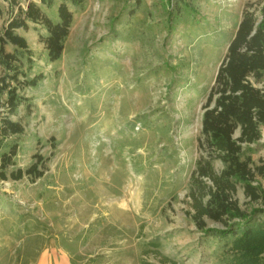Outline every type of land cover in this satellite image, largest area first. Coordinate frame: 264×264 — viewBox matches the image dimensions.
<instances>
[{
	"label": "rangeland",
	"instance_id": "1",
	"mask_svg": "<svg viewBox=\"0 0 264 264\" xmlns=\"http://www.w3.org/2000/svg\"><path fill=\"white\" fill-rule=\"evenodd\" d=\"M62 1L73 20L58 59L48 57L42 25L17 31L31 51L19 52L22 70L43 78L18 88L27 100L10 117L24 132L1 151L18 145L10 170L42 156L45 173L0 180V264H37L45 254L67 264H162L154 251L176 264H230L224 242L187 216V194L205 155L207 95L243 13L260 18L264 0H56L44 12L56 20ZM10 8L0 0V31ZM252 82L264 88V77ZM249 147L263 164L264 127ZM236 197L243 209H264L242 186Z\"/></svg>",
	"mask_w": 264,
	"mask_h": 264
},
{
	"label": "trees",
	"instance_id": "2",
	"mask_svg": "<svg viewBox=\"0 0 264 264\" xmlns=\"http://www.w3.org/2000/svg\"><path fill=\"white\" fill-rule=\"evenodd\" d=\"M5 1L10 2L11 17L0 31V68L3 71L0 107L6 110V115H0V180L18 181L24 176L42 177L45 163L42 156L35 155L36 162L27 169L10 170L15 166L18 145L11 144L7 151H1L4 140L24 132V126L10 117L27 100L17 93L18 88L35 87L43 78L42 73L27 78L22 70L19 52L31 51L26 38L17 31L28 30L30 24L42 25L47 34L41 37V42L49 59L55 61L64 50L73 13L65 1L58 4L56 20L43 10L44 6L51 8L56 0H38L39 3L26 0V7L21 6L19 0ZM83 2L70 0L73 6ZM8 46L13 50H8ZM263 77L264 5L260 18L249 10L243 13L209 90L203 107V139L199 145L205 155L196 162L187 194L190 200L187 216L205 235L224 242L227 254L231 255L230 264H264V220L259 218L264 215V209H243L236 197L238 186H242L250 202L264 199V189L258 184V177H264V163H254L249 147L261 138V127H264V88L252 82V78L261 82ZM4 94L7 98L3 102ZM215 160L223 164L219 171L214 167ZM207 220L222 227H208ZM153 254L162 264H176L162 257L159 251ZM142 264L154 263L144 260Z\"/></svg>",
	"mask_w": 264,
	"mask_h": 264
},
{
	"label": "crops",
	"instance_id": "3",
	"mask_svg": "<svg viewBox=\"0 0 264 264\" xmlns=\"http://www.w3.org/2000/svg\"><path fill=\"white\" fill-rule=\"evenodd\" d=\"M50 255L45 254L42 256L37 264H67L64 259H58L56 255L50 259Z\"/></svg>",
	"mask_w": 264,
	"mask_h": 264
}]
</instances>
